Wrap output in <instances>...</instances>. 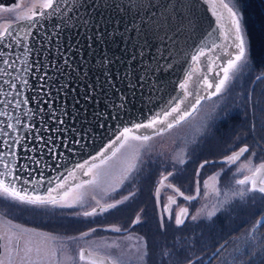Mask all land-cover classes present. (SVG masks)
<instances>
[{
	"label": "rangeland",
	"instance_id": "obj_1",
	"mask_svg": "<svg viewBox=\"0 0 264 264\" xmlns=\"http://www.w3.org/2000/svg\"><path fill=\"white\" fill-rule=\"evenodd\" d=\"M28 1L31 0H22L21 2L23 3L21 7L24 16L31 14L29 8L32 5ZM225 2L234 5L243 17L242 24L250 47L251 39L246 10H253L255 18L260 15L264 17V0H225ZM262 42L263 44L260 46L264 48V36ZM201 59L203 70L194 72L193 81L197 83L190 84L193 95L187 97L185 103L181 105L182 110L191 111L190 116L180 124L159 134H157L158 129L166 127L165 125H157L156 128H150L147 131L141 130L140 132L133 129L135 135H147L149 139L147 141L130 140L115 157L101 165L104 174L98 179V185L95 187L86 186L82 189L87 193L82 206L78 204L73 208L51 206L37 208L21 205L12 200L6 201L5 198L0 197V234L8 229L13 231L27 229L29 230L27 235L34 241L56 247L58 259H63L65 256L73 257L70 264H82L75 257L81 246L107 254L118 264L121 262L122 264H136L135 250L132 247L136 244L134 242L135 234L130 233L133 239L127 240V235L118 233L125 230L133 232L154 228L152 222L154 223L157 219L155 214L157 186L162 187L163 204L166 200L168 201V193L176 194L166 187L170 183H164V187L160 184L164 174L172 171L173 175L170 179L172 181L177 180L180 189L187 196L196 197L190 201L179 199L180 202L189 206V217L195 215L205 204L211 207L216 203L218 199L216 189L223 193L238 188L239 186L235 184V181L250 173L248 169L237 172L240 165L251 161V166L255 167L264 162V140L260 141L261 147H256V141L252 140L259 137L260 134L264 135V131L260 130L261 124H264V79H256L257 76H264V54L261 56L258 65H255L253 58L250 59L249 64L236 74L228 89L216 96H209L208 90L199 88V78L205 73L208 65L207 60ZM197 66L193 63L191 70L196 69ZM209 78L217 79L215 74L210 75ZM197 93L205 98L200 100L196 110L192 111L191 106L195 103ZM218 123L219 126H217ZM253 125H256V131L251 130ZM245 144L249 146V152L245 153L236 164L229 166L222 162L226 155L238 151L239 147ZM111 151L108 149L104 155L110 156ZM253 152H255V156L252 155ZM133 154L138 157L137 170L131 174L129 179L123 180L121 183L123 168L128 158ZM179 159H183L185 162L181 164L178 162ZM205 160L210 163L200 168ZM94 163L99 164L100 160L87 161L85 168L83 170L77 169L79 173L76 174L77 176L75 175L74 178L76 179H70L67 186L73 187L92 179L91 176H85L83 173ZM198 170L199 175H197ZM214 176L217 179H211ZM167 177H169L168 174ZM197 181L200 187L198 195L196 191ZM205 182H207V187ZM113 187L116 189L115 191H112ZM105 191L109 195L106 196ZM129 193H134V195L130 196L123 204L118 205L117 208L92 217L76 215L77 212L90 211L96 207L95 201L91 198L93 195L102 204H106L120 200L124 196H128ZM35 211L41 213L35 215L27 213H34ZM257 213H264V198L259 193H250L244 199H234L228 210L219 216L218 221L227 222L228 229L231 227L232 220L235 221L233 226L238 225L241 221L242 223L239 229H236L238 230L236 234L241 233L240 239L236 238L231 246L222 250L221 258L217 260V264H243L247 257L243 256L242 253L245 250H250L249 244L259 245L264 240V228L253 233L255 239L247 235V230L255 218H258ZM137 215L140 216L141 223L133 225L132 221ZM9 221L11 224L8 223ZM187 223V232L190 234L191 257H194L203 249L200 243H196L198 241L196 237L199 234L197 232L199 229H206L207 225L217 223V219L215 223L207 220L201 223L200 221L193 222L189 218ZM172 224L175 226L174 220ZM13 226H19V228ZM113 226L120 227L122 231H112ZM90 229H96V231L91 232L87 237L81 236L82 233L89 232ZM48 237L52 239H47ZM211 240V236L207 238L209 253L217 248L221 242L218 240L215 242L217 245L213 246L210 243ZM74 241L76 242L74 243ZM61 244L65 247L60 248ZM112 244L119 246L108 247ZM0 259H5V257L0 256ZM257 263L260 264V261L257 260Z\"/></svg>",
	"mask_w": 264,
	"mask_h": 264
},
{
	"label": "snow or ice",
	"instance_id": "obj_2",
	"mask_svg": "<svg viewBox=\"0 0 264 264\" xmlns=\"http://www.w3.org/2000/svg\"><path fill=\"white\" fill-rule=\"evenodd\" d=\"M64 2L65 0H40L39 5L33 7L30 15L20 18L30 24L29 28L14 32V26L9 24L3 30H0V117L5 118L0 119V197L15 201L21 205L37 208L48 206L73 208L78 204L82 206L87 195L82 189L86 186L95 187L98 185V179L104 174L101 170V165L106 164L108 160L115 157L120 152V149L125 147L130 140L147 141L149 139L147 135H135L133 129L156 128L157 125H165L166 127L158 129L157 134H159L166 129H171L175 125L180 124L191 115V111L187 109L182 110L181 105L185 103L187 97L193 95V92L190 90V84L197 83L193 81V74L196 70L192 69L179 84L184 94L183 99L178 100L168 110L157 113L147 124L137 123L132 127H124L115 140L108 145V149L112 150L111 155L105 156L104 153H100L98 157H93L94 161L99 159L100 163L91 164L84 171L83 174L91 176L92 179L83 181L73 187L67 186V180H60L55 187H49L45 195H40L36 189L42 187L45 180L44 173L40 170L42 158L46 153H50L52 154L50 158L58 159L61 153L55 151L57 145L52 135H49L45 139L37 124L36 117L39 116L40 122L44 124L47 123L45 117L55 120L57 127H49L46 130L61 135L62 130L59 126L64 125L66 121L61 119L56 112L55 95L51 91L52 87H57L56 80L50 75L49 71L45 70L55 57H52L51 52H49L48 57L43 56V51L47 50L44 48V41L43 39H36L32 28L36 27L35 20L38 17H52L57 13H61V4ZM131 6L137 10L147 7L144 0H139V2L133 3ZM219 7L223 11L214 12L213 14L218 17V27L221 29V42L216 43L213 40L211 45L207 47V51L204 47H201L191 57L192 61L197 65L203 62L201 58L209 61L205 73L200 76L198 81L199 88L208 90L209 96H216L225 92L236 74L241 72L249 64L250 59L255 57V52L250 51L245 28L242 24L243 17L239 14V11L236 10L234 5L226 3L225 0H219ZM225 11L227 14L226 25L223 23ZM71 19L72 17L69 16L65 22ZM56 26L59 27V25ZM46 39L50 41L52 37L47 36ZM17 49L20 50L19 53H17ZM217 50L220 52L219 55H209L210 53H215ZM46 60L49 63H45ZM63 63L67 66L68 60L65 59ZM54 67L57 72H61L58 64L54 65ZM169 67L171 66L169 65ZM37 72L41 73V75L37 76ZM61 74L63 73L61 72ZM212 74H215L217 79H210L209 76ZM256 79H264V76H257ZM33 80L36 81L35 84L32 82ZM41 81L43 83H40ZM63 87L66 86L61 85L57 87V94ZM33 92L36 94L33 95ZM46 96L50 97V99H45ZM204 98V96L196 94L195 103L191 106L192 111L196 110V106ZM33 102L36 103L35 107L32 106ZM125 107L126 105L122 101L118 106V111ZM9 108L13 109L15 114L9 112ZM21 129H25L26 131L21 132ZM251 130L256 131V125H253ZM260 130L264 131V124H261ZM262 140H264V135H261L260 140L256 141L255 146L261 147L260 141ZM37 141H40L42 146H38ZM74 142L80 143V141ZM66 146L71 151V145ZM108 149L105 151H108ZM34 152L39 153V157H33L31 153ZM248 152L249 146L245 144L239 147L238 151H233L230 155H226L222 162L229 166L236 164ZM252 155L255 156V152ZM100 157H103V159H100ZM23 160H27V163H24ZM137 162L138 157L135 154L128 158L123 168V176L120 179L121 183L123 180L129 179L131 174L137 170ZM178 162L183 164L185 161L179 159ZM208 163L210 162L205 160L200 165V168H203ZM31 165H35V167H31ZM76 167L83 170L85 165L80 164ZM244 169H248L251 175L237 179L235 184L239 187L234 190L221 193L219 189H216L215 192L218 199L211 207L205 204L195 215H191L190 217L188 208L181 207L179 212L174 215L176 226L185 225V221L189 218L193 222L200 221L203 223L207 220L215 223V220L219 219V216L228 210L234 199H244L250 193H259L264 198V162L255 167L251 166V161L242 163L237 172ZM69 175L74 178L75 172H69ZM172 175V172L168 173V176ZM197 175H199V170L197 171ZM167 178V176L163 177L160 184L163 185ZM211 179L215 180L217 177L214 176ZM48 182L51 183V181ZM205 186L207 187V182H205ZM30 187L32 191L29 190ZM168 187L173 188V191L183 196L185 200L190 201L196 198L195 196H185L179 188H175L171 184ZM115 190L113 187L112 191ZM196 191L198 195L200 191L198 181ZM105 195L107 196L109 193L105 191ZM132 195L134 193H129L128 196H124L120 200L106 204H102L93 195L91 198L95 201L96 207H93L91 211L77 212L76 215L84 217L96 216L110 209L117 208L118 205L123 204ZM156 197L157 204H159V187L156 189ZM175 203L176 200L173 196H169L168 204L164 206V212L168 214V219H173L171 205ZM256 215L258 218H255L251 227L247 230V235L252 237V239H255L253 233L264 228V213H257ZM8 223L11 224V221ZM139 223L140 216L137 215L132 224L136 225ZM13 227L19 228V226ZM160 228L166 231L163 216L161 217ZM111 230L114 232L122 231L120 227L115 226ZM95 231L96 229H90L89 232H84L81 236L87 237L91 232ZM28 232L29 230L27 229L19 231L8 229L3 234H0V256L5 257V259H0V264H70L73 260V257L70 256L58 259V249L56 247L34 241L27 235ZM47 239L52 238L48 237ZM126 239L132 240L133 236L129 234ZM135 240L136 244L132 247L135 250L134 258L136 264H149V261H153L154 264L153 252L150 250L148 243L142 237H136ZM118 246L117 244L108 245V247ZM59 247L63 248L65 245L61 244ZM249 248L251 250H245L242 253L243 256L247 257L243 264H256L257 260L260 261V264H264V240L259 245L249 244ZM223 249V244L217 247L213 252V257L220 259ZM162 255H166L171 259L173 253L166 252ZM78 260L82 264H118L109 255L85 248L79 249ZM185 264H202V262L199 257L195 259L186 257ZM209 264H211V261H209Z\"/></svg>",
	"mask_w": 264,
	"mask_h": 264
},
{
	"label": "water",
	"instance_id": "obj_3",
	"mask_svg": "<svg viewBox=\"0 0 264 264\" xmlns=\"http://www.w3.org/2000/svg\"><path fill=\"white\" fill-rule=\"evenodd\" d=\"M137 2L65 0L61 13L35 20L32 31L36 39H43L47 49L43 56L51 52L55 57L51 63L45 61L49 63L45 70L57 87L66 86L58 94L57 87L51 88L56 112L66 121L59 126L62 135L46 130L57 127L55 120L45 117L44 124L36 117L45 139L52 135L55 151L61 153L58 159L50 158V153L43 156L40 170L45 180L36 189L39 194L55 187L77 165H86L106 152L124 127L147 124L182 99L179 84L191 70V57L201 47L207 51L213 40L218 43L221 39L217 16L207 0H144L147 7L140 10L131 6ZM69 16L72 19L65 22ZM12 25L14 32L30 27L24 20ZM47 36L52 39L47 40ZM56 64L63 74L55 70ZM122 101L126 107L118 111ZM8 111L15 114L11 108ZM36 143L42 146L40 141ZM69 144L71 151L66 146Z\"/></svg>",
	"mask_w": 264,
	"mask_h": 264
},
{
	"label": "flooded vegetation",
	"instance_id": "obj_4",
	"mask_svg": "<svg viewBox=\"0 0 264 264\" xmlns=\"http://www.w3.org/2000/svg\"><path fill=\"white\" fill-rule=\"evenodd\" d=\"M207 1L209 2V5H212L213 13L223 11L219 7V1H217V0H207ZM21 2H22V0H0V30H3V28L7 27L9 24H13L17 21L23 20V19H20L21 17L24 16L23 10L21 7V4H23V3H21ZM28 2H30V5H32L29 8V10H32L34 6H38L40 3L39 0H31ZM29 13H31V11H29ZM215 16H217V15H215ZM217 19H218V17H217ZM223 23L225 25L227 24L226 11H225V20L223 21ZM220 42H221V39L218 43H220ZM219 54H220V52H219V50H217L215 53H210L209 55L214 56V55H219ZM208 63H209V61H208ZM201 64H199L196 67L195 72H200L203 70V66L201 67ZM147 130H149V128H147L146 131ZM77 169L74 170L75 175L76 174L78 175V173H79V172H77ZM170 172H172V171H170ZM168 173H166L164 175H167ZM249 174H247V175H249ZM164 175L162 177H164ZM170 177L171 176H169L167 178V180L164 181V183L165 184L170 183L175 188L180 189L178 181L177 180L172 181L170 179ZM70 179H76V178H73L72 176H70L68 174V176L64 180H67V182H68ZM164 185H163V187H164ZM157 187H159V186H157ZM166 187L168 189L173 190V188H170L168 186H166ZM161 188L162 187H160L161 193H160V197H159V204H157V197L155 195V203H156L155 214L157 215V219L155 220L154 223L152 222V225L154 228L144 230V231H139V230H136L133 232L132 231H123V232L118 233V234H121V235L124 234L127 236L130 233L135 234V236H134V242L135 243H136V240H135L136 237H142L143 240L148 243L150 250H152V252H153L154 264H185L186 257L192 258V259L199 257L202 264H209V261H211V264H217L218 259L213 257V252L215 251L216 248L214 250H212L211 253L208 252L209 250L207 249V238H209L210 236L212 237V240L210 241V243H212L213 246L217 245L215 242H217L218 240H221L223 238L219 244L220 245L223 244L224 248L229 247L233 244V241L236 238H239V235L241 233L236 234V233H238L237 232L238 230H236V229H239L242 221L238 225L233 226L235 221L232 220L233 222L231 221V227L228 229V226H226L227 222L222 221V220L219 222L218 221L219 219H217V223L209 225V226L207 225L206 229H199V231L197 232V234L198 233L199 234L196 237L198 239V241L196 243L197 244L200 243V245L203 246V249L200 252H198L194 257H191L190 234H188V232H187V230H188V223L187 222L189 221V219H187L185 221V225H182L179 227L176 226L175 220H174V215L179 212V209L181 207H186V208H188V211H189V206L188 205L186 206L185 204H183V202H180L179 199L184 200L183 196H180L178 193H176L175 195L168 193L167 199L169 196H173V198L176 200V203L171 205V208L173 210V219H168V214L164 212V206L166 204H168V201L166 200L164 204L162 203L164 197H162L163 193L161 191ZM180 191L183 192L181 189H180ZM45 194H42V195H45ZM184 195L187 196L185 193H184ZM239 211L241 213V210H239ZM189 214H190V212H189ZM162 216L164 217V224L166 226V231L164 229L160 228V222H161ZM173 220H174L175 226L172 224ZM140 223H141V221H140ZM139 224H136V225H139ZM202 238H204V239H202ZM75 242L76 241H74V243ZM210 243H208V244H210ZM80 248L88 249L86 246H81ZM166 252H172L173 253V256L171 257V259H169V257L166 255H162L163 253H166ZM102 254H104V253H102ZM75 257H76V259H78V252H77V254H75ZM149 264H153V261H149ZM257 264H259V263H257Z\"/></svg>",
	"mask_w": 264,
	"mask_h": 264
},
{
	"label": "trees",
	"instance_id": "obj_5",
	"mask_svg": "<svg viewBox=\"0 0 264 264\" xmlns=\"http://www.w3.org/2000/svg\"><path fill=\"white\" fill-rule=\"evenodd\" d=\"M253 1V0H252ZM247 14V25H248V31L249 36L251 39V51L255 52V57L253 58V61L255 65L260 64L259 60L261 59V56L264 54V48L260 45L263 44L262 37L264 36V17L260 15L259 17L255 18V14L253 13V10H246ZM220 124L218 123L217 126ZM216 126V127H217ZM263 134H260L259 137L252 139L253 141L260 140V137ZM52 226V225H47Z\"/></svg>",
	"mask_w": 264,
	"mask_h": 264
},
{
	"label": "bare ground",
	"instance_id": "obj_6",
	"mask_svg": "<svg viewBox=\"0 0 264 264\" xmlns=\"http://www.w3.org/2000/svg\"><path fill=\"white\" fill-rule=\"evenodd\" d=\"M6 201H8V200L6 199ZM37 211H40V210H37ZM37 211H35L34 213H30V212H27V213L32 214V215L41 213V212H37Z\"/></svg>",
	"mask_w": 264,
	"mask_h": 264
}]
</instances>
